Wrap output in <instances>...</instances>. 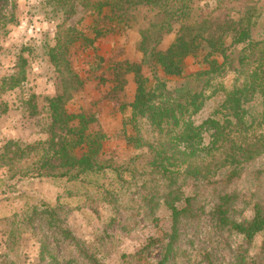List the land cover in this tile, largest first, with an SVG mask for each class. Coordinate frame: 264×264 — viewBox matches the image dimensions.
<instances>
[{
    "label": "rangeland",
    "instance_id": "374dc122",
    "mask_svg": "<svg viewBox=\"0 0 264 264\" xmlns=\"http://www.w3.org/2000/svg\"><path fill=\"white\" fill-rule=\"evenodd\" d=\"M0 6L3 14L13 16L8 23L0 24V78L13 74L23 78L17 88L1 94L0 101L8 109L0 115V147L10 141L18 145L42 142L47 139L49 122L44 99L61 92L62 80L69 72L62 67L56 71L47 58V50L54 44L56 19L43 7V0H0ZM191 7L200 20L211 23L235 21L253 8L251 36L253 39L264 36V0H192ZM133 16L129 29L98 39L93 49L69 50L70 69L80 76L82 84L64 99L68 112L82 111L93 119L89 130L104 135L98 159L120 169L121 178L127 183H118L109 170L80 183L14 174L15 169L27 162L9 170L0 164V264H89V256L99 264H155L161 258L167 242L165 234L170 229V213L159 198L155 199L159 205L153 211L148 210L143 202L146 191L139 188L145 179L137 175L130 179L131 170L138 173L148 170L152 156L149 146L160 143L161 135L145 117L130 119L128 104L134 94V74L124 72V66L140 63L139 32L159 22L161 16L150 7L137 8ZM174 35V31L162 33L157 49L164 50ZM237 52L236 48L232 50L230 66L210 77L208 91L214 88L213 82L224 87L234 82L239 70L234 63ZM115 65L121 67L118 72L122 74V81L116 86L112 83ZM184 66L185 78H165L172 96L178 89L199 90L200 81L205 80L204 77L197 80L196 74L206 68L198 57L186 58ZM140 74L148 75L145 66L140 68ZM29 96L36 103L35 112L26 105ZM219 100V94L207 99L193 116L194 122L205 119ZM248 109L255 123L235 140L233 147L224 143L211 158L192 163L196 166L195 175L177 173L180 193L193 197L194 206H200L203 214L198 219L181 220L174 244L178 255L167 264H205V253L215 264L235 263L241 237L217 230L209 212L216 197L222 194L237 195L230 214L235 219L250 217L252 204H264L262 103L256 99L248 104ZM127 136H137L141 145L137 146ZM230 156L242 162L238 177L226 182L225 176L233 167ZM163 183L151 181L147 186ZM158 191L161 194L165 189L161 187ZM37 200L56 204L58 225L69 232V237H61L53 228L47 229L40 220L29 225L22 221L26 208ZM261 241V235L252 240L248 257L264 261ZM41 245L46 246L52 259L46 254L39 259ZM144 247L141 252L144 261L137 260L135 254Z\"/></svg>",
    "mask_w": 264,
    "mask_h": 264
},
{
    "label": "trees",
    "instance_id": "16d2710c",
    "mask_svg": "<svg viewBox=\"0 0 264 264\" xmlns=\"http://www.w3.org/2000/svg\"><path fill=\"white\" fill-rule=\"evenodd\" d=\"M191 1L43 0V7L48 8L56 19L54 44L47 50V58L56 71L60 67L67 69L68 77L62 80L59 94L44 99V109L49 118L47 139L25 145L10 141L0 147V164L7 170L27 162L25 166L15 169L16 175L83 183L85 179L97 177L109 170L117 177L118 183H127L122 180L120 169L98 159L104 135L89 130L93 119L82 111L68 112L64 107L65 97L69 98L71 91H77L82 84L80 76L70 69L68 56L72 48L93 49L98 39L129 29L133 12L137 8L155 9L161 20L139 32L137 50L141 55L140 63L124 66V72L134 74L135 89L132 101L128 104L130 119L145 117L161 135L160 143L149 146L152 156L148 170L130 172V179L135 175L145 179L139 188L146 191L143 202L147 209L153 211L160 203L155 199L159 198L170 213V229L165 234L167 242L161 258L155 264H167L176 259L178 254L174 244L178 239L181 220L198 219L203 214L200 206H194L193 197L180 193L176 183L177 173L195 175L197 170L192 163L211 158L224 143L233 147L235 140L246 134L255 123L251 119L248 104L256 99L262 103L260 117L264 119V36L261 39H253L251 36L254 27L253 8L247 9L235 21L211 23L198 18L191 7ZM12 17L3 14L0 6L1 26L11 21ZM171 31L175 35L169 45L164 50L157 49L162 33ZM225 40H228L227 43ZM234 48L238 49L234 63L239 69L236 70L234 82L228 87L213 82L214 88H210L209 92L210 77L230 66V55H233ZM188 57H198L205 65L206 68L196 74L197 80L202 77L205 80L200 81L199 90L178 89L175 90V96H172L165 78H185L184 60ZM142 66L147 68V76L140 74ZM120 68L113 66L114 86L122 81V74L118 72ZM22 79L19 74L1 77L0 97L2 93L17 88ZM216 94L220 95V100L215 108L205 119L194 122L193 116L202 109L207 99ZM33 100V96H29L26 105L35 112L36 103ZM7 109L0 101V115L6 113ZM127 138L137 146L141 145L137 136ZM230 158L233 167L225 176L226 182L238 177V166L242 162V159ZM151 181L164 183L147 186ZM88 184L92 186V182ZM161 187L165 191L160 194L158 190ZM236 199L235 194L216 197L209 212L213 226L219 231L241 237L234 264H264L263 259L248 257V247L257 235H261V249L264 250V204H252L250 217L235 219L230 214L233 213L232 204ZM26 209L27 213L22 218L26 225L40 220L47 229L53 228L60 232L61 237L70 236L66 229L58 225L56 204L37 200L35 205ZM46 249L45 245L40 246L39 259H43V254L52 259ZM143 249L145 247L135 254L137 260H143ZM203 260L205 264H215L207 253L203 255ZM88 262L99 264L92 256L88 257Z\"/></svg>",
    "mask_w": 264,
    "mask_h": 264
}]
</instances>
